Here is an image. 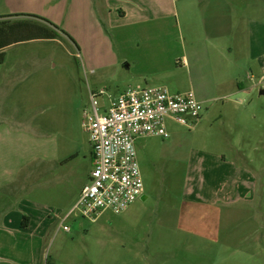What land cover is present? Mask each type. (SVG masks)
Here are the masks:
<instances>
[{
  "label": "rangeland",
  "instance_id": "1",
  "mask_svg": "<svg viewBox=\"0 0 264 264\" xmlns=\"http://www.w3.org/2000/svg\"><path fill=\"white\" fill-rule=\"evenodd\" d=\"M260 11L250 8V16ZM182 21L180 12L152 40L125 41L128 60L92 72L83 49L64 37L7 48L0 63V227L23 226V208L45 212L50 223L39 264H264V79L257 83L264 71L245 77L249 92L232 93L224 73L213 80L210 41L203 39L204 63L191 75L177 61L181 48L187 55L192 49ZM106 46L99 59L112 62L118 50L112 41ZM137 85L195 89L209 99L195 127L167 118V138L136 140L146 198L96 221L74 214L64 231L60 218L93 166L82 126L89 90H103L98 101L105 105L108 96Z\"/></svg>",
  "mask_w": 264,
  "mask_h": 264
},
{
  "label": "crops",
  "instance_id": "2",
  "mask_svg": "<svg viewBox=\"0 0 264 264\" xmlns=\"http://www.w3.org/2000/svg\"><path fill=\"white\" fill-rule=\"evenodd\" d=\"M195 1L0 0V19L14 18L20 14H32L46 18L64 30L76 42L77 45L65 35L62 36L75 48L83 49L85 59H87V64L92 72L94 67H109L116 65L121 60H128L122 51L125 50V41L152 40L157 32L165 31L168 22L175 16L177 18L181 12L182 23L183 25L186 23L192 49L187 55L181 48V60L177 59L179 64L185 66L191 75L192 68H195L196 74H199L205 58L201 53L202 44L200 42L206 39L210 41L209 51L207 47L206 51L207 57H210L213 80L218 81L224 73L233 87L232 93L249 92L251 86L244 85L245 77L250 76V80H253L256 73L264 71V2L260 4L250 2V0H238V2L226 0V5H224V0ZM196 3L200 7L198 15L201 22H198V26L202 27L201 32H197L195 28ZM250 8L261 9V17L257 15L252 18ZM54 40L57 39H32L12 45L29 41ZM215 40L218 42L212 47L213 52L210 54V45ZM111 41L119 54L114 56L115 60L112 62L100 60L99 56H104L108 52L106 42L111 43ZM98 42H102L101 50L97 45ZM12 45L3 49L4 60L7 48ZM181 46L184 48L183 42ZM224 59L228 63H224ZM241 63L246 64L250 71L242 70ZM127 66H129L128 63ZM219 66L220 70H217ZM196 77L198 78V76ZM213 80H210L211 85L214 84ZM179 88V86L175 87L176 90ZM193 90L200 100L207 101L209 99L207 93L201 94L195 89ZM261 91L264 93V89L260 90V93ZM190 163L188 162V164ZM144 198H146L145 191L140 199ZM21 212L28 214L27 225L22 226L16 221L14 225H6L5 229L0 227L2 232L0 235V264L40 263L38 253L42 246L41 241L44 233L49 227L47 224L50 223V218L45 212L36 211L32 207L23 208L18 215ZM12 213L8 211V215ZM12 222L14 221L11 220Z\"/></svg>",
  "mask_w": 264,
  "mask_h": 264
},
{
  "label": "built area",
  "instance_id": "3",
  "mask_svg": "<svg viewBox=\"0 0 264 264\" xmlns=\"http://www.w3.org/2000/svg\"><path fill=\"white\" fill-rule=\"evenodd\" d=\"M260 77L257 83H262ZM103 90H89L90 112L84 110L82 126L88 134L93 166L75 202L61 216L59 226L74 214L96 221L105 211L119 214L144 194L136 158L135 142L141 137L169 133L165 120L171 118L188 128L201 119L203 102L194 91L171 92L163 86H135L108 98L101 105Z\"/></svg>",
  "mask_w": 264,
  "mask_h": 264
},
{
  "label": "trees",
  "instance_id": "4",
  "mask_svg": "<svg viewBox=\"0 0 264 264\" xmlns=\"http://www.w3.org/2000/svg\"><path fill=\"white\" fill-rule=\"evenodd\" d=\"M65 35L74 43L72 38L58 26L41 16L20 14L14 18L0 19V63L4 60V48L23 41L32 39H59ZM24 219H28L24 216ZM22 224L27 225L26 221Z\"/></svg>",
  "mask_w": 264,
  "mask_h": 264
},
{
  "label": "water",
  "instance_id": "5",
  "mask_svg": "<svg viewBox=\"0 0 264 264\" xmlns=\"http://www.w3.org/2000/svg\"><path fill=\"white\" fill-rule=\"evenodd\" d=\"M261 93H263V91H261Z\"/></svg>",
  "mask_w": 264,
  "mask_h": 264
}]
</instances>
